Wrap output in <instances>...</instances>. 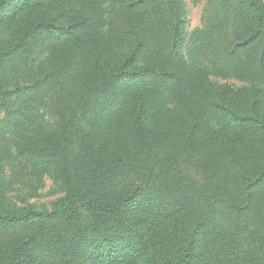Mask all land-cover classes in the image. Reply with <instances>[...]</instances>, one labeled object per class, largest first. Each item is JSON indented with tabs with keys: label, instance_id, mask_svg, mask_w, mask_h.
Listing matches in <instances>:
<instances>
[{
	"label": "trees",
	"instance_id": "trees-1",
	"mask_svg": "<svg viewBox=\"0 0 264 264\" xmlns=\"http://www.w3.org/2000/svg\"><path fill=\"white\" fill-rule=\"evenodd\" d=\"M211 3L187 50L183 0H0V132L65 193L18 204L0 152V264H264V0ZM13 70L76 88L56 130L18 122ZM188 161L199 206L152 187Z\"/></svg>",
	"mask_w": 264,
	"mask_h": 264
},
{
	"label": "rangeland",
	"instance_id": "rangeland-1",
	"mask_svg": "<svg viewBox=\"0 0 264 264\" xmlns=\"http://www.w3.org/2000/svg\"><path fill=\"white\" fill-rule=\"evenodd\" d=\"M215 1L217 0H183L186 11L187 50L191 47L192 36L203 29L205 20H207L206 10L213 4L211 2ZM16 72L17 70L12 71L8 91L18 115V122L23 128L39 124L48 131L56 130L59 122L58 114L68 103L69 96L75 94L76 88L71 85L62 87L56 81L46 84L34 76L26 75L27 73ZM206 75L214 83L248 84L247 79H224L225 77L216 74L209 75L208 72ZM17 141L16 135L10 132H0V152H9L12 156L6 171L9 194L20 205L32 204L37 208L50 207L57 198L64 196V189L54 179V172L38 174L34 170L20 167L15 155ZM153 172L158 175L154 174L155 180L152 181V187L160 192H165L166 185L170 182L187 183L194 186L197 190L194 203L198 206L207 191L209 181H213L211 175L191 161L182 162L169 172H161L160 168H155ZM147 176L148 171L143 168L138 175H134L142 184L149 179ZM221 183L223 184L224 181ZM221 183H216V185L219 186Z\"/></svg>",
	"mask_w": 264,
	"mask_h": 264
}]
</instances>
